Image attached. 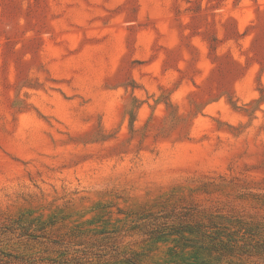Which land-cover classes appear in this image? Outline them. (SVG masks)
I'll return each mask as SVG.
<instances>
[{
  "label": "rangeland",
  "instance_id": "rangeland-1",
  "mask_svg": "<svg viewBox=\"0 0 264 264\" xmlns=\"http://www.w3.org/2000/svg\"><path fill=\"white\" fill-rule=\"evenodd\" d=\"M141 216L264 264V0H0V264H172Z\"/></svg>",
  "mask_w": 264,
  "mask_h": 264
},
{
  "label": "trees",
  "instance_id": "trees-1",
  "mask_svg": "<svg viewBox=\"0 0 264 264\" xmlns=\"http://www.w3.org/2000/svg\"><path fill=\"white\" fill-rule=\"evenodd\" d=\"M143 216V215H142ZM140 217L141 231L148 236V240H170L174 244L169 251L172 264H233L230 258L243 247L239 243L226 239L218 228L213 225L189 223L175 219L160 222L159 219ZM139 228V227H136ZM208 228V230H207ZM218 229L216 232L211 230ZM138 257V255H137ZM134 254L125 260L126 264H139ZM6 264H13L12 261Z\"/></svg>",
  "mask_w": 264,
  "mask_h": 264
}]
</instances>
